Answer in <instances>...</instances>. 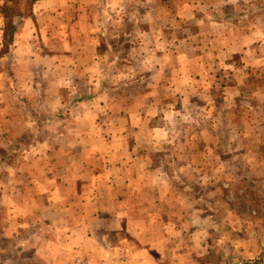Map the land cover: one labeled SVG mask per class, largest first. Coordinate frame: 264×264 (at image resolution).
<instances>
[{"label": "crops", "instance_id": "0c3cea01", "mask_svg": "<svg viewBox=\"0 0 264 264\" xmlns=\"http://www.w3.org/2000/svg\"><path fill=\"white\" fill-rule=\"evenodd\" d=\"M181 1L162 17L170 0H38L13 19L8 45L0 15V149L33 134L25 168L0 169L3 262L192 264L226 212L238 228L223 187L264 175V157H246L264 152V7L209 0L195 27L193 2ZM195 108L220 118L218 130ZM182 116L190 123L172 126Z\"/></svg>", "mask_w": 264, "mask_h": 264}, {"label": "rangeland", "instance_id": "374dc122", "mask_svg": "<svg viewBox=\"0 0 264 264\" xmlns=\"http://www.w3.org/2000/svg\"><path fill=\"white\" fill-rule=\"evenodd\" d=\"M5 0H0V9L2 8L3 4H4ZM181 0H170L169 3L164 4L161 3V11L160 14L162 15V17H164L166 15L167 12H169L170 10L173 11V13H177L178 11V6H179V11L181 8V4H180ZM193 3H188L186 6L187 8V14L193 13L192 15L199 16L196 17L195 21H200L201 16L204 17V15H206L207 18V11H213L212 7L213 5L216 4V2H213L212 4H210L212 1L209 0H190ZM245 1L248 0H236V2L238 4L233 3L231 5V9L234 13L237 12H241L242 14H246L247 13V9L245 5ZM252 2V4L250 6H253L254 10H261L262 7H264V0H250ZM182 2V1H181ZM184 5V4H182ZM9 7H13L12 4H8ZM249 6V7H250ZM211 8L209 10H205ZM199 10V11H197ZM228 9H226L227 11ZM252 10V9H251ZM29 11V7L26 6L23 9L22 12V16L26 15L27 12ZM199 12V13H197ZM12 13V12H11ZM205 13V14H204ZM253 16L257 17V22L256 24H251V26H249V28L253 29V30H258L260 27L259 24V13L258 14H251ZM14 14H10L9 17H13ZM13 19V18H11ZM248 20V19H247ZM246 20L245 23H240V24H236V25H229L232 27H236V28H242L244 30L248 29V21ZM240 25V26H238ZM194 25H189V29L191 27V29L196 30V28L193 27ZM197 26L196 22H195V27ZM261 29V28H260ZM6 35H5V42L8 45L9 43H11L12 38H13V34L14 31L16 30V27H6L4 28ZM172 40L173 38L170 37V44H172ZM183 41V38H180V43ZM7 48V47H6ZM216 74H213L212 77L215 80L216 78ZM222 76V74H221ZM225 78L228 77V71H226L224 73ZM201 80H204L205 78H199ZM203 83L202 81H198L194 90L200 89L199 92H203L206 93L207 92V88L209 93L212 92V90H214L211 86L207 87L205 90V86L203 87ZM130 88H132V90L129 91L128 94H130L131 96L135 95L136 93H140L141 89L136 87V86H129ZM219 91L218 89L214 90V95H217ZM212 94V93H211ZM248 94V93H247ZM203 100L201 101H197L194 102V104L203 109L202 105H204ZM209 102V101H208ZM217 102V101H215ZM220 102V101H219ZM148 102L144 101L142 103H139L141 107H144L147 105ZM206 103V102H205ZM146 104V105H145ZM131 105V103H130ZM163 105V104H162ZM161 106V105H160ZM133 106L131 105V108ZM242 108V105L240 107V109ZM164 109V107H163ZM198 110V117L199 120H201V122H206V124L211 123L212 124V130H218V127L221 126V119L219 118V120L217 118H209L207 117V115L205 114V109L202 110V112L199 110L201 109H197ZM243 112V108L241 110ZM194 116V114L192 115V117ZM182 116V119L180 117H178L175 120H172V126H178L179 123H184L186 120V124L190 123V118H188V116ZM254 119V117H253ZM210 120V121H209ZM217 123L218 127H217ZM229 123H233L232 120H228V122H226V124ZM235 123V122H234ZM214 124V125H213ZM208 128V126L206 127ZM222 134L219 132V134H212V136L217 137V136H221ZM31 136V137H30ZM247 136V134L245 135ZM33 137V134H29V133H24L22 134L21 137H18L15 142H16V148L15 150H4V149H0V157L2 158V162L4 160L5 163H2V165H0V169L1 171H3L5 169V167L7 166V163H13L15 160H17L18 165L21 168H25L24 166V160L22 159V155L24 157V145H29V141L30 139ZM207 139L212 142L213 139H211V137H207ZM29 150V149H28ZM217 153H219V150L217 149H212L210 152V156L216 155ZM257 155V156H256ZM255 155L254 151H250L246 154V157L249 158H255L258 156H262L264 157V152H261V150H259ZM5 165V166H4ZM262 177H260V180L257 182L256 186L254 185V187H250V185L248 183H244V181L246 179H242L241 181H232V184H226L224 185L223 189L225 190L224 192L226 193V195H224V201L228 204H231L233 206H236V219L235 222L236 224H238V228H235L234 230L230 229V227H227V224L230 225L231 224V214L226 212L225 214V227L224 228H216L211 227L210 229L207 230V233H209V238H208V252L209 255H206L207 257H202V256H193V260H192V264H250V261H254L257 260L256 262L252 263V264H264V223L262 224V218H264V197H261L264 194V175H261ZM210 184L208 185L209 188H214L212 187L216 185V182L214 181H210ZM226 183H230V181H226ZM221 186V185H220ZM255 187H257L256 190ZM229 188H233V195H229ZM260 192V195H258L256 193V191ZM263 192V193H262ZM251 193V194H250ZM245 194H249V195H245ZM257 194V195H256ZM216 199V198H215ZM5 215V214H4ZM215 215V214H214ZM6 216V215H5ZM219 216H221V214H219ZM2 217V216H1ZM7 218V217H6ZM230 221V222H229ZM262 224V226H261ZM224 235L223 237V243H217V239L218 235ZM238 242L240 246H238V244L235 243V245H232L231 242ZM198 243V242H197ZM200 244V243H198ZM216 251L219 252V255H216ZM248 252H251V256L248 255ZM208 254V253H206ZM215 254V255H214ZM235 254V255H234ZM23 258V255H21ZM25 256V255H24ZM224 257V258H223ZM1 260V259H0ZM3 260V259H2ZM0 261V264H7V262H3ZM161 264H185V261H159ZM26 261H21L18 260L17 264H26ZM32 264H44L40 261H37L36 263L33 262Z\"/></svg>", "mask_w": 264, "mask_h": 264}, {"label": "trees", "instance_id": "16d2710c", "mask_svg": "<svg viewBox=\"0 0 264 264\" xmlns=\"http://www.w3.org/2000/svg\"><path fill=\"white\" fill-rule=\"evenodd\" d=\"M38 0H5L2 8L0 9V15L4 21V28L6 27H14L13 26V19L16 17H21L23 9L28 6L29 11L26 15H30L31 13V6ZM8 4H12L13 7H9ZM14 14L13 17H9L10 14ZM13 18V19H11Z\"/></svg>", "mask_w": 264, "mask_h": 264}]
</instances>
